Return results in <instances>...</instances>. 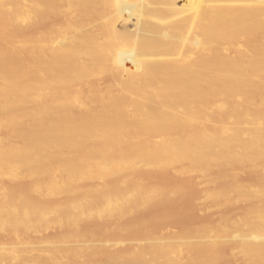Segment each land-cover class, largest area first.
I'll return each mask as SVG.
<instances>
[{
  "label": "bare ground",
  "instance_id": "1",
  "mask_svg": "<svg viewBox=\"0 0 264 264\" xmlns=\"http://www.w3.org/2000/svg\"><path fill=\"white\" fill-rule=\"evenodd\" d=\"M180 164L171 177L197 174L209 200L245 204L238 222L105 264H176L179 245L233 235L246 264H264V0H0V234L133 209L155 191L84 185ZM62 245L29 264H74L83 251ZM9 256L24 264L7 248L0 264Z\"/></svg>",
  "mask_w": 264,
  "mask_h": 264
},
{
  "label": "rangeland",
  "instance_id": "2",
  "mask_svg": "<svg viewBox=\"0 0 264 264\" xmlns=\"http://www.w3.org/2000/svg\"><path fill=\"white\" fill-rule=\"evenodd\" d=\"M134 1L136 4L156 8L160 3L174 0ZM204 1L198 0L200 3ZM62 24V19L46 21L30 28L27 32L57 29ZM245 44L246 41L240 43L241 46ZM225 54L229 57L233 55L230 50H225ZM107 81H113V78ZM183 167V164L174 165L160 174L134 172L129 174L127 180L119 176L112 180L87 183L84 185L87 188L98 185L123 187L127 183L153 190L155 195L135 208L121 213L99 214L92 218L78 219L55 227L44 226L33 231L20 230L12 236L1 233L0 249L7 248L11 252L12 250L19 251L23 263L29 264L30 261L42 258L39 251L46 243H49L51 249L49 259H56L61 243L69 239V243L62 246L83 251L78 254L74 264H105L114 257L147 250L157 240L162 239L173 243L178 241L175 244H179L180 237L184 235L197 231L221 229L226 223L238 222L246 205L241 203L228 205L225 202L217 204L209 200L206 196L208 186L203 184L197 174L191 173L189 177H171L172 173ZM232 182L254 183L255 175H235ZM31 183V181H23L10 184V189L22 191ZM236 241L237 235H233L230 244H219L209 251L201 250L200 252H194L179 245L180 250L173 259L176 264H246L240 256ZM26 243L29 244L25 245ZM6 259V262L2 264H6L7 261H9L7 264L15 263L11 256ZM65 259L58 260L57 264H69ZM153 264H162V261L159 260Z\"/></svg>",
  "mask_w": 264,
  "mask_h": 264
}]
</instances>
